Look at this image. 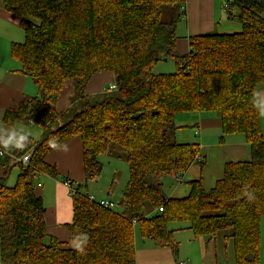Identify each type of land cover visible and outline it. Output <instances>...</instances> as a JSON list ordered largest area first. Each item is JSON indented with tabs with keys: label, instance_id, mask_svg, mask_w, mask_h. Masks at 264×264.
<instances>
[{
	"label": "trees",
	"instance_id": "trees-1",
	"mask_svg": "<svg viewBox=\"0 0 264 264\" xmlns=\"http://www.w3.org/2000/svg\"><path fill=\"white\" fill-rule=\"evenodd\" d=\"M0 5L19 19L24 40L10 44V56L39 93L7 108L1 123L43 129L38 140L18 133L10 137L12 144L0 147V264H136V231L177 252L170 223H184L177 229L195 237L224 240L233 264H259L264 134L257 89L264 85V0H226L227 18H235L240 31L191 36L186 54L177 52L175 32L185 17V0H0ZM162 58L173 59V73H155ZM101 72L113 75L112 84L88 93ZM66 89L72 90L68 105L59 110ZM196 113L219 118L221 141L243 136L250 158L225 163L222 178L209 190L197 179L185 197L167 198L164 179L178 180L199 161L197 144L177 139L185 127L176 118ZM74 138L81 141L84 181L63 179L70 185L72 222L69 241L61 242L46 232L36 179L60 178L46 157ZM112 148L125 153L128 180L117 206L106 208L90 200L86 189L102 173L99 157ZM26 153L29 160L22 163ZM13 158L19 173L9 186Z\"/></svg>",
	"mask_w": 264,
	"mask_h": 264
},
{
	"label": "crops",
	"instance_id": "crops-1",
	"mask_svg": "<svg viewBox=\"0 0 264 264\" xmlns=\"http://www.w3.org/2000/svg\"><path fill=\"white\" fill-rule=\"evenodd\" d=\"M225 1L185 0V17L177 23L175 28L176 50L179 54L188 52L189 37L217 29L222 20L221 12H223L222 9L224 10ZM19 29V19L0 5V147L2 148L12 144L13 141H10V137L15 138L18 133L27 134L38 140L43 132V129L34 123H17L10 129L5 128L1 123L3 113L7 108L16 107L26 96H33L36 92L33 82L18 73L19 66L6 59L3 54L4 45L2 43L8 45L9 56L10 44L21 43ZM112 80L113 75L108 72L97 74L89 82L87 91L90 94L102 92L109 84H112ZM70 94L71 90L68 95L62 94L57 104L59 110L67 107ZM257 106L260 126L264 134V113H262L264 112V85L257 89ZM176 122L178 126L185 127L178 130V141L196 143L200 158L198 162L191 164L186 171L180 173L178 180L174 176L164 180L163 192L167 198L185 197L190 190V181L197 179H201L203 188L209 190L217 180L222 178L225 163L250 158L249 144L245 142L243 136L233 134L224 137L222 141L219 139L221 135L220 120L211 113L180 114L176 118ZM189 129L192 130V135L188 134ZM194 129H197L196 134ZM81 152L80 139L74 138L68 141L46 157L49 163L56 166L60 178L42 174L36 179V194L42 198L45 207L46 232L61 242L69 241L70 234L67 225L72 222V199L63 179L66 177L72 179L75 181L74 185L84 181ZM10 161L13 166L6 180V184L9 186L14 184L19 173V166L14 165V158ZM3 172L4 169L0 166V178ZM110 183L104 193L101 192L103 188L98 186L93 187L94 192L89 191L87 187L86 192L94 196V193H99L100 196L96 195V198L119 201V199L115 200L112 192V186L116 184L115 178ZM181 230H173L178 247L179 241L181 243L180 249L176 253L168 248L157 247L151 240L142 239L136 231L135 263L177 264V262L183 261L185 264H233V257L228 261L229 244L223 245L221 240H208L204 236L195 237L188 229ZM259 264H264V217L260 221Z\"/></svg>",
	"mask_w": 264,
	"mask_h": 264
},
{
	"label": "rangeland",
	"instance_id": "rangeland-1",
	"mask_svg": "<svg viewBox=\"0 0 264 264\" xmlns=\"http://www.w3.org/2000/svg\"><path fill=\"white\" fill-rule=\"evenodd\" d=\"M232 10H233V13L236 14L237 9L233 8ZM222 11H223L221 12L222 20L219 26H217L216 32L229 33V32L240 31V28H241L240 23L235 18L228 19L227 18L228 16L225 10L222 9ZM19 34L21 37L20 41L22 43L24 40V34L21 28L19 29ZM5 44L6 43H2V45H4V48L2 49L4 56L6 57V59H9L10 61H12V63H15L16 66L20 67V64L18 62L10 58L9 53H8V45H5ZM175 70H176V67H175L174 61L171 58H162L161 60L157 62L155 69H154L155 73H161V74L173 73ZM103 84H105V82H103ZM33 87L34 89H36L35 95L33 96H39L36 86L34 85ZM70 90L71 89L64 90V94L68 95V93H70ZM188 134H191V135L193 134L191 129L188 130ZM124 156H125V153L118 148H112L110 153L101 155L99 159L103 166L102 173L99 176L98 180H95V181L93 180V181L88 182V190L94 192L93 187L96 188L98 186L100 188H103L101 192L104 193L106 191L105 188H107V185H109V183L112 182V180L115 178L116 184L112 186L113 188L112 192H113V195L115 196V200L120 199L122 192L127 184V180H128V170H127V164L125 162ZM94 194L95 196L96 195L100 196L99 193H94ZM182 224L184 223H173L172 225H169V228L170 229L172 228V230L177 229L179 226H182ZM218 240H221V239L218 238ZM221 243L224 245L225 241L221 240ZM180 246H181V243L179 241V247H177V250L180 249ZM231 259H232V251L229 248L228 261H230Z\"/></svg>",
	"mask_w": 264,
	"mask_h": 264
},
{
	"label": "built area",
	"instance_id": "built-area-1",
	"mask_svg": "<svg viewBox=\"0 0 264 264\" xmlns=\"http://www.w3.org/2000/svg\"><path fill=\"white\" fill-rule=\"evenodd\" d=\"M110 88L113 89L114 85H110ZM1 153V151H0ZM29 153H26L25 155H23L22 157L19 158V161H21L22 163H27L29 160ZM65 185L67 186V188L69 189L70 185L69 183L66 181ZM88 197L90 200L92 201H96L98 202V204L102 207H106V208H115L117 206V202L112 201L110 199H97L94 195L92 194H88ZM158 211H162V207L158 208ZM177 264H185L183 261H179L177 262Z\"/></svg>",
	"mask_w": 264,
	"mask_h": 264
},
{
	"label": "clouds",
	"instance_id": "clouds-1",
	"mask_svg": "<svg viewBox=\"0 0 264 264\" xmlns=\"http://www.w3.org/2000/svg\"><path fill=\"white\" fill-rule=\"evenodd\" d=\"M262 113H264V112H262Z\"/></svg>",
	"mask_w": 264,
	"mask_h": 264
}]
</instances>
